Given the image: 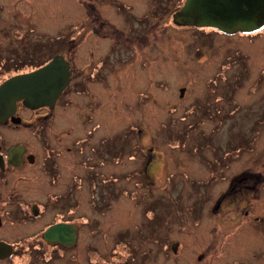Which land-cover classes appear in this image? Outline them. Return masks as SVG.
<instances>
[{"label":"rangeland","instance_id":"obj_1","mask_svg":"<svg viewBox=\"0 0 264 264\" xmlns=\"http://www.w3.org/2000/svg\"><path fill=\"white\" fill-rule=\"evenodd\" d=\"M124 1L142 13L153 9V34L146 56H135L125 65L117 58L104 72L111 100L115 99L106 104L115 113L110 127L113 122L120 126L118 148L112 149V140L105 147L109 160L121 162L115 176L87 183L90 200L96 196L91 193L94 186L98 193L103 186L112 191L113 178L118 184L99 205L90 204V228L103 217L105 225L99 229L111 242L116 217L123 224L135 223L133 237L140 255L146 232L154 234L166 226L175 230L184 223L181 237L190 246L186 250H193L200 239L212 238L218 264H228L236 259L231 258L235 248L244 250L257 237L241 223L244 208L233 206L238 214L231 223L218 215L225 206L218 214L212 209L236 171L241 176L244 165L258 171L251 160H264V30L232 38L211 28H180L169 23L171 5L168 16L160 19L155 3L144 7L137 0ZM24 11L30 22L23 28L6 27L24 66L27 54L42 46L39 36L50 26L55 25L59 44L65 32L81 30L87 12L82 0H25ZM116 14L119 19L104 16L106 25L98 29L127 32V17L133 13L119 6ZM49 15L57 20H49ZM109 39L100 43L103 50L112 43L113 37ZM6 73L0 75L5 78L12 72Z\"/></svg>","mask_w":264,"mask_h":264},{"label":"flooded vegetation","instance_id":"obj_2","mask_svg":"<svg viewBox=\"0 0 264 264\" xmlns=\"http://www.w3.org/2000/svg\"><path fill=\"white\" fill-rule=\"evenodd\" d=\"M137 1L144 7L158 5L154 10L160 19L168 16L169 5L179 2ZM24 2L0 0V74L12 72L5 78L0 75V83L36 70L57 56L67 64L68 81L52 105L31 109L19 101L12 116L0 121V264H218L212 238L200 239L193 250H186L190 246L181 237L184 223L175 230L166 226L154 234L146 232L140 255H136L133 237L135 223L123 224L116 217L111 242L99 229L105 225L103 217L99 225L91 222L90 228V204L99 205L109 192H116L118 184L113 178L112 191L103 186L98 193L94 186L91 193L96 196L90 200L87 183L115 176L121 162L109 160L105 147L112 140V149L118 148L120 126L113 122L110 127L115 113L106 104L115 99L111 100L104 72L117 58L125 65L135 56H146L153 34V9L142 13L124 0H82L87 12L81 30L65 32L59 44L55 25L48 33H37L42 46L27 54L24 66L6 30L8 24L23 28L25 21L30 22ZM119 6L133 13L127 17V32L99 30V25H106V16L118 17ZM47 18L57 20L52 15ZM111 37L112 43L103 50L100 43L107 38L109 43ZM251 163L260 170L244 165L241 176L236 171L212 209L218 214L225 206V212L218 215L231 223L238 214L235 208H244L241 223L256 231V240L244 250L235 248L231 258L236 259L228 264H264V160ZM213 176H206L207 183Z\"/></svg>","mask_w":264,"mask_h":264},{"label":"water","instance_id":"obj_3","mask_svg":"<svg viewBox=\"0 0 264 264\" xmlns=\"http://www.w3.org/2000/svg\"><path fill=\"white\" fill-rule=\"evenodd\" d=\"M173 21L224 34L251 33L264 28V0H185ZM67 76V64L57 56L36 70L4 80L0 83V121L12 116L19 101L31 109L52 105L66 87Z\"/></svg>","mask_w":264,"mask_h":264},{"label":"trees","instance_id":"obj_4","mask_svg":"<svg viewBox=\"0 0 264 264\" xmlns=\"http://www.w3.org/2000/svg\"><path fill=\"white\" fill-rule=\"evenodd\" d=\"M178 1H179V2H177L176 5L173 6L174 10H176L177 8H179V7L183 4V1H184V0H178ZM169 23H170V25H172V22H169ZM199 30H203V29H199ZM239 54H240V53L238 52V55H239ZM240 58H241V61H243V57L240 56ZM240 58H236L235 63H237L238 61H240ZM242 64H243V63L241 62L239 66H241Z\"/></svg>","mask_w":264,"mask_h":264}]
</instances>
